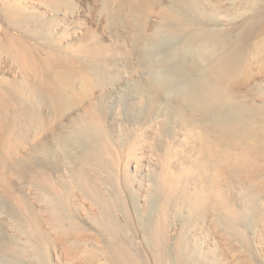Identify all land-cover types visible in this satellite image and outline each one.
<instances>
[{
  "label": "bare ground",
  "instance_id": "bare-ground-1",
  "mask_svg": "<svg viewBox=\"0 0 264 264\" xmlns=\"http://www.w3.org/2000/svg\"><path fill=\"white\" fill-rule=\"evenodd\" d=\"M95 1L0 9V196L17 228L0 264H264V0ZM165 1L149 41L119 31ZM221 14L250 19L209 28ZM218 47L209 68H164ZM135 51L159 67L145 89L116 68Z\"/></svg>",
  "mask_w": 264,
  "mask_h": 264
},
{
  "label": "rangeland",
  "instance_id": "rangeland-1",
  "mask_svg": "<svg viewBox=\"0 0 264 264\" xmlns=\"http://www.w3.org/2000/svg\"><path fill=\"white\" fill-rule=\"evenodd\" d=\"M9 0H0V9L3 10V8L11 1ZM104 0H96L94 2V4L99 8H101V6L104 5ZM143 0H135V4L139 5ZM161 1H159L160 3ZM103 3V4H102ZM144 4V5H140V13L137 12H133L131 13V17H129L127 14V18H129V21L133 24L130 23V26H133V28H131L129 26L128 30H123V23L119 22L118 25V29L119 31L123 34L124 32V36L127 38H131V36L133 37V35L135 34V30L138 28V30L140 28H142L146 33H147V41H149V39L151 38V36L153 35L154 31H156L157 29H160L161 27H164L166 24H169V15H168V11H170V8H172V5H169L168 1L163 4ZM205 6L211 10L217 9V3L215 1L208 2L206 0H204ZM224 4L226 5H230L232 3V1L230 0H225L223 1ZM102 4V5H101ZM258 9L260 10V12L262 13L260 18H259V22L264 24V18L262 17V15H264V1L259 2L258 4ZM137 14V15H136ZM135 18H134V17ZM2 19V20H1ZM131 19V20H130ZM242 19V20H241ZM250 19V16L248 14H245L243 16H241V18L238 20H234L232 16H228L226 14H221L219 17L215 18L214 21L212 23L209 24V28H223V29H230L235 27L237 24L247 21ZM46 21V20H45ZM216 21V22H215ZM139 24V25H138ZM212 25V26H211ZM194 28L196 29H200L201 26L200 25H195ZM4 29H7V23L5 22V19L3 18V16L0 14V32H2ZM93 30V31H92ZM104 29L99 28V27H93V29H91V34L90 36L92 37V39H90V36L85 37L84 43H91V44H87L89 46H95L96 44H98L99 38L102 36V34L104 33L103 31ZM131 31V34L130 32ZM102 32V33H101ZM127 32V33H125ZM95 33V34H94ZM1 35V33H0ZM95 35V36H94ZM95 38V39H94ZM90 40V42H89ZM104 41H102L103 44H112L111 42L108 41V39H103ZM97 42V43H96ZM201 42H204L201 39ZM116 44L121 45V41H118ZM184 46L185 43L182 41H180L178 43V47L181 48V46ZM186 47V45H185ZM207 49H203V51L205 52ZM214 50H210L211 53H206L208 56H204V58L202 59V61H197L196 64H193V54L189 53V55H187L185 58H183L181 61V63H177V62H170L169 64H166L164 66V68H209V66L211 65V63L214 61L213 58L211 57L212 55L214 57L218 56L221 53V47H218L214 52ZM129 58V59H128ZM143 59L141 57V54L138 51L133 52V54H129L127 55V60L128 63L125 66L122 64H119L118 68L119 70H126L128 71V75L130 76V78L136 82L135 86L136 87H140V88H146V84L148 78L146 77V73L148 72L147 68H157L158 66H153L148 64V56H147V67L144 65L143 63ZM8 58L6 56L0 55V77H7V78H12L7 72L5 71V69L7 70L8 67H5V62H7ZM119 60L122 61L121 58H119ZM133 60V61H132ZM119 62V61H118ZM178 64V65H177ZM150 65V66H149ZM257 64L256 62L253 63V67L256 68ZM159 68V67H158ZM143 95H147L146 92L143 93ZM142 95V96H143ZM147 98L149 100V97H144ZM233 195H236V191L232 193ZM1 197V196H0ZM8 197H1L0 201L2 200V205L0 206V239L4 240L9 238V236H15L16 235V225L14 223L13 220L10 219V217L8 216L10 213L15 212L16 211V206L14 205V202L11 203V200ZM263 209H264V203H263ZM10 212V213H9ZM13 221V222H12ZM15 226V227H14ZM170 234H171V241L174 238V236L177 234L178 232V226L175 224L174 226H172L170 228ZM12 234V235H11ZM8 235V236H7ZM264 238V236H263ZM0 240V241H1ZM7 241V240H6ZM5 241V242H6ZM18 242V241H17ZM16 244V243H15ZM12 245L13 249H17L18 245L16 244ZM27 261V264H33L31 261H29L28 259H25ZM52 264H66L63 260L59 261L56 258H53L52 260ZM72 264H78L77 262H74Z\"/></svg>",
  "mask_w": 264,
  "mask_h": 264
}]
</instances>
